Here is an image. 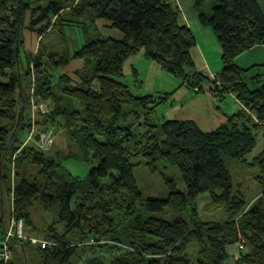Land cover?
<instances>
[{"label":"trees","instance_id":"16d2710c","mask_svg":"<svg viewBox=\"0 0 264 264\" xmlns=\"http://www.w3.org/2000/svg\"><path fill=\"white\" fill-rule=\"evenodd\" d=\"M206 2L194 0L197 9ZM27 11L29 28H35L40 38L55 33L58 27L78 24L85 29V43L71 56L64 53L49 58L57 67L71 59L82 61L78 81L62 75L58 86L68 84L59 95L48 82L35 83L36 93L54 106L44 116L43 125L60 120L69 128L74 125L71 136L82 138L85 156L95 163L80 177L63 167L73 156L55 161L43 152L22 151L19 162L34 165L37 172L34 179H22L14 189L12 215L29 224L37 203L55 214L54 225L63 230L59 235L54 226L48 227V239L54 244L36 250L40 263L72 264L82 258L80 251L87 250L84 254L91 252L93 257L104 249L117 253L105 262L86 258L85 264H227L230 259L234 264H264V149L251 163L246 161L256 146L255 134L262 133L264 144V83L251 91L244 77L262 65L241 69L235 63L237 57L264 45V12L258 1L214 0L210 15L199 11L200 25L210 27L221 53L222 68L210 76L196 71L190 56L196 47L195 36L172 0H0V76L8 80L0 82V124L15 122L18 77L8 71L17 63L20 25ZM96 20L107 22L122 38L90 37L88 30ZM140 51L181 85L201 91L206 88L205 92L221 100L232 94L244 109L233 115L220 114L208 131L189 121L154 123L144 117L138 124L143 132H136L134 125L124 123L129 118L139 122L141 111L151 114L163 101L134 95L121 82L126 61ZM54 58L58 61L53 62ZM31 63L35 72L40 64ZM260 78L255 75L249 80L257 85ZM62 96L75 100L80 110L60 106ZM8 133V127L0 125V169L11 140ZM134 158H141L151 174L160 161L175 166L182 189L167 179L165 197H144L133 174ZM225 160L256 169L252 179L260 186V198L249 205L233 194ZM4 194L8 193L0 192L1 232ZM204 195L212 208L224 209L227 223L201 222L196 201ZM92 240L95 244L85 248L75 246ZM189 247L196 249L194 259ZM236 250L238 256L234 257Z\"/></svg>","mask_w":264,"mask_h":264},{"label":"rangeland","instance_id":"374dc122","mask_svg":"<svg viewBox=\"0 0 264 264\" xmlns=\"http://www.w3.org/2000/svg\"><path fill=\"white\" fill-rule=\"evenodd\" d=\"M257 1L264 12V0ZM172 2L180 9L183 17L182 22L185 23L188 28L193 31V27L199 24V28L196 29L197 35L199 33H203L201 35V39H207L209 42H206L207 45H201V43H199V45H201L202 49H204L205 55L209 57L208 61L210 67L215 71V64H217L218 71H220V69L222 68L220 60L221 53H217L215 50L217 46L219 48V45L217 44V41L210 27L201 26L198 21L199 11H202L207 16L211 14L214 0H207V2L201 7V9L196 8L194 0H172ZM41 24L37 25L36 28H39ZM29 27L30 13L29 11H27L23 16L20 25L19 38L21 46L18 49L19 52L17 56V63L12 71H8L11 73L13 72V74L18 77V88L14 96V102H16L15 104L17 107L15 110V122L11 123L3 121L0 124L2 126L8 127V137L9 139L11 138V140H8V144L5 148L6 151L3 153L1 159L0 185L2 189L0 190V192L1 194L6 192L8 194H4L2 196L3 225L2 232L0 231V238L3 237L2 239H4L5 234L7 233L10 235V237L12 235H15L13 239L8 240V238H6L3 240L5 241L7 251L10 250V254L9 256L1 260L0 264H41L39 257L36 254V250L44 249L45 247H43V244L49 247L54 244V242L48 239V227L54 226L53 228L56 234L61 235L63 233L62 227H60L59 224L56 223L54 225L55 214L44 210L42 206L37 203L34 205L31 211V223L29 224H27L25 220L21 218H15L12 215L11 198L14 189L22 179H34L37 172V168L34 165H31L24 161L22 163L19 162V157L22 151L25 149H32L35 151L43 152L45 155L53 157L55 161H62V158L64 157L73 156V159L68 158V160H65L63 162V167L66 171L68 170L74 173L76 176L80 177H84L89 169L93 165H95L94 161L91 158L85 156V148L82 145V138H73L71 136L72 133L70 130L74 129V125L69 128L66 122L62 120H60V122H53V124H50V126L43 125L44 116L49 115L54 106L50 100H42V97L36 93L38 88L37 83H39L40 81L48 82L53 92L57 95L60 94V89L66 88L68 84L67 82H62L58 86L59 78L62 75L68 76L74 82L78 81L80 77L78 73L84 68V64L82 61L71 59L70 62L64 67H57L56 65L49 63V58L52 55L62 56L64 53H67L71 56L74 51L78 50L85 43V29L82 28V25L78 24H75L73 26H63V29L58 27V30L55 33L49 34L44 38H40L35 31V28L34 30H31ZM204 28L211 32L212 39H208L207 34L205 36V32L202 30ZM196 32L193 31L195 39ZM88 33L90 37L95 36L102 38H112L115 40H120L122 38L119 31L110 28L109 24L102 20H96L91 29L88 30ZM196 49H198L197 40L196 47L190 50V56L193 64L195 65V69L196 71H200L209 75L205 68H199L197 61L195 60V58H193L194 50ZM38 51V56H36V53ZM137 54L143 55V52L140 51ZM245 54H249L250 56H252L253 53L250 51L244 53L242 56H244ZM242 56H240L242 58V61L239 64L241 66H237L241 69H247L250 66H248L247 64L246 57ZM257 59L259 62L256 65H262V67H258L253 71L245 74L244 76L245 81L248 83V87L251 91L257 89L262 83H264V53H261ZM32 61L36 64H40L38 65V69L35 68V72L32 66L31 68L29 67V64ZM57 61L58 59L54 58L53 62ZM134 62L135 59H133L132 56L126 61L124 66L125 76L121 79V82L127 85L133 92L135 91L134 86H138L139 81H141L137 72H135V70L131 68L132 65H134ZM28 69L30 75H27ZM255 75L261 76L260 83L257 85H253L249 80V77H253ZM169 80H175L176 82L181 84L180 80H176L166 73H164V78L157 81V84L165 86L166 84H169ZM7 81L8 80L6 78H2L0 76L1 83H5ZM35 81H37V83H35ZM184 85L189 87L188 84ZM189 88L198 93L202 92L204 93V95H208L210 99L216 100L215 103L217 108H221L223 110L224 105H227V107L229 108L236 109L234 100L235 97L232 94L225 95V97L221 100L212 96V94H208L206 88L203 91L195 87ZM135 93L136 92H134V95H136ZM154 93L157 95L153 96L159 97L161 99L163 98V101L158 104L161 106L155 107V111L148 115H146V110L141 111V113H139L141 114L139 122L138 120L136 121V119L129 118L128 121L124 123V125L129 123L131 124V126L134 125L133 130H135L136 132H143V130L139 128L138 124L144 122V117L148 121L150 120L154 123L173 119L171 118L172 113L170 111V107H164L163 105L167 101L169 102V98L172 96V94H167V97V95H165V93H162L161 91H157ZM179 97H181L180 94L174 97V109H176L177 105L180 106L181 104L179 102ZM61 99L62 104L60 106L64 107L65 109L68 108L71 110V107L73 105L76 109L80 110V107L75 100L70 102V100L65 98L64 96H62ZM169 104L170 103H168V105ZM241 106V109H244L242 104ZM182 108L185 109V104L182 106ZM220 114L224 115L225 113L216 110L212 124L215 123L216 117L221 116ZM183 121L192 122L190 120ZM79 125L82 126V123H79ZM261 134V132L260 134H255L256 146L251 154L246 156L247 163H251V161L255 157H257L264 149ZM14 139L15 141L13 142ZM225 162L230 172L231 181L233 184V194L242 198L243 201L245 203H248L249 205L253 203V201H256L258 198H260V186L252 179L253 175H256L257 173L256 169L247 167L235 160H225ZM131 163L134 164L133 174L136 180L137 187L142 192L144 197H165L167 193L165 180L167 179H172L177 189H182L180 176L175 166H171L165 161H160L157 163V170L153 174H151L143 165L141 158H134L131 160ZM103 182L107 183V180ZM103 191H105V189H103ZM209 202L210 199L207 195L201 196L196 201V213L198 214L201 222L220 225L227 223L228 219L225 215L224 209L220 207L212 208ZM182 216H185V218H187V215H185L184 213L182 214ZM20 224L22 225L20 226ZM18 226H20L19 229H17ZM24 240L28 241L30 247L28 249L24 247L23 250L22 245H24ZM88 244L92 245L95 244V242L93 240L87 243L85 241H81L75 246L85 248V246ZM237 247L238 245L234 246V248L236 249ZM95 249H98V247L95 246ZM188 250L190 257L194 259V255L196 254L195 247H189ZM99 251L103 252H98L93 257L90 255L91 252L84 254L85 252H89L87 250L80 251L79 254H81L82 258L80 260L74 259L72 261V264H85L86 258L102 259L105 262L107 260H112L113 255L117 253V251L105 253L104 249H99ZM238 252L239 251L237 250L234 252V257L238 256ZM227 264H234V260H228Z\"/></svg>","mask_w":264,"mask_h":264},{"label":"crops","instance_id":"0c3cea01","mask_svg":"<svg viewBox=\"0 0 264 264\" xmlns=\"http://www.w3.org/2000/svg\"><path fill=\"white\" fill-rule=\"evenodd\" d=\"M198 25L199 24L193 27V31L196 32V29L199 28ZM202 30L205 32L204 33L205 36L207 34L208 39H212L211 32H209L205 28ZM202 34L203 33H199L197 35V32H196V40H197L198 49L194 50L193 58H195V60L197 61L199 68H202V69L205 68L208 74L214 76L216 73L219 72L218 65L215 64V71L210 67V64L208 61L209 57L205 55L204 49H202V46H201V45H207V43L209 42L207 39L205 40L201 39ZM199 43H201V45H199ZM215 50L217 53L220 52L218 46L215 48ZM250 51L253 53L252 56H250L249 54H245L242 57H246L248 66L258 64L259 61L257 58L261 53H264V45L257 46L251 49ZM132 57L133 59H135V62L131 68L134 69L135 72H137L141 80L139 81L140 83L138 86H134V89H135L134 92H136L135 94L139 96H146V95L156 96L157 94H155L154 92H157V91H161L162 93H165V95L172 94V96L169 98V102L167 101L166 103L163 104L164 107H168V106L170 107V111L172 113L171 118H173L171 120H181V121L190 120L200 130L208 131L213 128L212 122H213L214 114L216 110H218L219 112L221 111L228 116V115H232L236 113L242 108L241 104L236 100V98H234L236 109L229 108L227 107V105H224L223 110L221 108H217L216 103H215L216 100L210 99L208 95H204V93L202 92L201 93L195 92L192 89H190L188 86L181 85L175 80H172V81L169 80V84H166L165 86L159 85L157 84V81L164 78V73L160 70V68L156 66L155 64L147 61L142 54H136V55H133ZM241 59H242L241 57H237L235 60L236 61L235 63L239 65L242 61ZM133 66H136V67H133ZM178 94H180L181 96L179 97L180 98L179 102L181 103L180 104L181 110H180L179 105H177L176 109L173 108L174 97H176ZM168 103L170 104L168 105ZM184 104H185V109L182 108ZM159 106L161 105H158L157 107Z\"/></svg>","mask_w":264,"mask_h":264},{"label":"built area","instance_id":"2783aa9c","mask_svg":"<svg viewBox=\"0 0 264 264\" xmlns=\"http://www.w3.org/2000/svg\"><path fill=\"white\" fill-rule=\"evenodd\" d=\"M22 224H20V226H21ZM20 226H18L17 227V229H19V227ZM13 233V232H12ZM3 234H5V233H3ZM15 235H12L11 237H10V235L7 233V234H5V238L4 239H6V238H8V240L9 239H13V237H14ZM3 238V237H2ZM2 238H0V261L1 260H3L4 258H6L7 256H9V254H10V250L9 251H7V248H6V244H5V241H3L4 239H2ZM43 247H45V245L43 244Z\"/></svg>","mask_w":264,"mask_h":264},{"label":"bare ground","instance_id":"6f19581e","mask_svg":"<svg viewBox=\"0 0 264 264\" xmlns=\"http://www.w3.org/2000/svg\"><path fill=\"white\" fill-rule=\"evenodd\" d=\"M24 247H26V249L30 247L27 240H24Z\"/></svg>","mask_w":264,"mask_h":264}]
</instances>
